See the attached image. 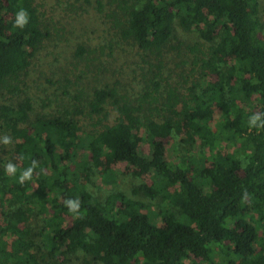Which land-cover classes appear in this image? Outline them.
I'll use <instances>...</instances> for the list:
<instances>
[{
  "label": "trees",
  "instance_id": "1",
  "mask_svg": "<svg viewBox=\"0 0 264 264\" xmlns=\"http://www.w3.org/2000/svg\"><path fill=\"white\" fill-rule=\"evenodd\" d=\"M117 9L122 36L154 57L138 98L107 85L87 100L75 94L58 115L34 117L29 97L0 104V143L9 137L15 168L0 164V264H72L79 250L101 264H264L260 1L119 0ZM178 30L196 38L187 50L198 77L187 83L180 74L185 93L181 81L171 82L165 52ZM47 36L35 0H0V91H21ZM214 105L221 110L215 127ZM83 117L97 118L94 130H83ZM174 133L185 135L180 160L168 154ZM144 140L151 157L141 152ZM118 161L136 177L151 175L152 184L134 192L159 201L156 211L124 191L102 201L88 188L94 168L110 179ZM68 200L78 201L75 212ZM36 209L45 218L34 231ZM66 216L74 218L67 226Z\"/></svg>",
  "mask_w": 264,
  "mask_h": 264
},
{
  "label": "rangeland",
  "instance_id": "2",
  "mask_svg": "<svg viewBox=\"0 0 264 264\" xmlns=\"http://www.w3.org/2000/svg\"><path fill=\"white\" fill-rule=\"evenodd\" d=\"M119 0H35L40 11L43 27L48 33L42 47L33 57L27 72L21 76L19 83L21 91L14 96L0 91V104L7 100L20 101L29 97L36 114L53 116L60 114L65 108H71L76 102L75 94L82 95L86 100L97 88L115 86L120 94L135 100L143 93L144 77L149 73L151 57L139 49L131 40L122 36L115 18L120 19L117 11ZM264 11V0H259ZM194 33L181 30L171 40L165 52L173 74V85L182 82L181 90L185 93L183 74L191 82L198 77L193 72L192 56L187 50L188 45L195 41ZM167 89V85L165 84ZM181 92V93H182ZM257 98V97H256ZM214 118L211 123L216 126L221 110L214 105ZM95 119L82 118L84 131H91ZM105 121V119L103 120ZM3 134H0L2 138ZM185 135L174 133L167 140L168 154L171 158L180 160L183 155L182 138ZM9 138V137H7ZM141 152L151 157L153 147L147 141H141ZM216 144L233 150L226 141L220 138ZM13 144L8 141L0 143V164L9 165L14 153ZM105 168V164L101 169ZM95 171L87 180L88 188L102 201L108 194L124 191L134 199L149 203L151 210L158 209L159 201L151 200L144 192H134L141 184H152V177L146 173L136 177L126 162L118 161L111 165L110 179ZM44 212L35 210L29 224L37 231L43 225ZM74 218L66 216L64 224L70 225ZM43 247V245L41 244ZM46 248L43 247V251ZM72 264H101L85 252L79 250L70 256Z\"/></svg>",
  "mask_w": 264,
  "mask_h": 264
},
{
  "label": "clouds",
  "instance_id": "3",
  "mask_svg": "<svg viewBox=\"0 0 264 264\" xmlns=\"http://www.w3.org/2000/svg\"><path fill=\"white\" fill-rule=\"evenodd\" d=\"M27 19H28V16H27V13L24 9H21L18 13H17V19H16V24L20 27H23L26 23H27ZM8 139L7 137L4 138V143H7L8 142ZM7 171L9 173H14L15 172V168L9 164L8 167H7ZM31 171L32 169L29 168L27 171H25L21 177H20V181L23 182L25 179H28L31 175ZM66 204L69 208V210L71 212H75V210L79 207V203L78 201H72V200H68L66 201Z\"/></svg>",
  "mask_w": 264,
  "mask_h": 264
}]
</instances>
